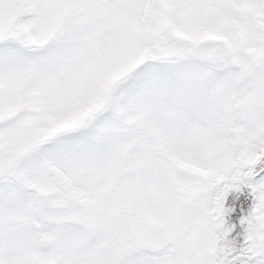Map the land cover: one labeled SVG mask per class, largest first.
<instances>
[{
    "label": "snow or ice",
    "instance_id": "snow-or-ice-1",
    "mask_svg": "<svg viewBox=\"0 0 264 264\" xmlns=\"http://www.w3.org/2000/svg\"><path fill=\"white\" fill-rule=\"evenodd\" d=\"M0 264H264V0H0Z\"/></svg>",
    "mask_w": 264,
    "mask_h": 264
}]
</instances>
